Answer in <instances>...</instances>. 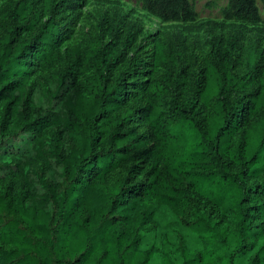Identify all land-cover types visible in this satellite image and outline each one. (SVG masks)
<instances>
[{
  "label": "trees",
  "instance_id": "obj_1",
  "mask_svg": "<svg viewBox=\"0 0 264 264\" xmlns=\"http://www.w3.org/2000/svg\"><path fill=\"white\" fill-rule=\"evenodd\" d=\"M141 1L188 32L225 27L197 22L190 0ZM227 1L226 20L262 21L258 0ZM52 2L45 14L77 7ZM5 13L0 264H264V65L257 52L238 75L237 38L213 36L201 84L177 68L142 85L147 129L138 131L136 109L124 108L126 74L107 78L125 53L91 40L95 73L87 90L76 87L70 68L31 82L36 66L55 64L61 28L53 18L41 23L33 1L20 0L10 22ZM162 60L156 47L155 70ZM130 64L128 74L144 61L134 55ZM170 89L176 95L166 100ZM137 155L143 167L117 175Z\"/></svg>",
  "mask_w": 264,
  "mask_h": 264
},
{
  "label": "rangeland",
  "instance_id": "obj_2",
  "mask_svg": "<svg viewBox=\"0 0 264 264\" xmlns=\"http://www.w3.org/2000/svg\"><path fill=\"white\" fill-rule=\"evenodd\" d=\"M19 1L0 0V14L6 12L8 22ZM27 1H33L35 7L43 13L41 23L53 18L61 28L58 38L60 42L58 41L59 44L54 50L55 64L46 71L36 66L31 82L37 77L46 78L52 72L70 68L76 87L87 90L95 73L93 59L88 56L89 42L97 38H100L101 45L112 42L125 53V59L110 68L107 78L111 82L118 75L126 74L125 82H128L130 92L127 93L124 108L136 109L134 125H137L138 131L147 129L141 115L149 99L146 91L141 88L142 85L159 79L167 70L177 68L190 72L195 77L194 84H201L203 70L211 52L210 39L213 36L222 37L225 43L230 37L237 38L234 70L238 75L245 74L251 68L249 61L254 52L259 55V65H264V2L261 0H258V5L262 21L256 25L226 20L223 10L228 4L227 0H190L197 11V22L215 20L225 23V27H208L201 32H188L187 24L183 22H162L143 8L141 0H75L77 7L62 11L51 10L47 14L44 13L45 5H53L54 0ZM35 34V30L31 31L25 38ZM133 36L135 41L129 45ZM156 47L163 57L157 70L154 65ZM134 55L141 58L144 64L128 74ZM247 94L249 92L241 93V96ZM175 95L176 91L170 89L166 100L174 98ZM207 116V109H201L199 117ZM143 159L142 155H137L136 160L130 159L118 170L117 175H127L135 163L138 166L136 170H140L145 164Z\"/></svg>",
  "mask_w": 264,
  "mask_h": 264
}]
</instances>
